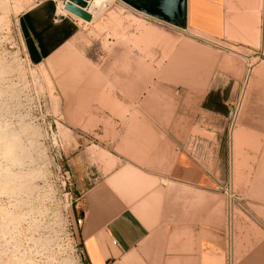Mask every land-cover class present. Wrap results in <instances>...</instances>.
Here are the masks:
<instances>
[{
  "label": "crops",
  "instance_id": "obj_1",
  "mask_svg": "<svg viewBox=\"0 0 264 264\" xmlns=\"http://www.w3.org/2000/svg\"><path fill=\"white\" fill-rule=\"evenodd\" d=\"M101 1L107 19L124 9L155 30L98 32L100 13L87 24L51 0L16 20L32 66L59 73L58 62L76 55L89 64L78 74L107 76L100 88L94 77L65 88L79 93L63 100L59 118L85 264H226L216 191L225 180L242 203L234 264H264V0H186V32ZM152 57L164 82L151 81ZM239 93L227 151L211 139L224 136ZM193 132L203 143L197 159L187 148Z\"/></svg>",
  "mask_w": 264,
  "mask_h": 264
},
{
  "label": "rangeland",
  "instance_id": "obj_2",
  "mask_svg": "<svg viewBox=\"0 0 264 264\" xmlns=\"http://www.w3.org/2000/svg\"><path fill=\"white\" fill-rule=\"evenodd\" d=\"M37 1L0 0V182L7 187L0 190V261L17 259L19 264H76L67 228L70 213L65 214L52 196L53 152L51 139L45 136V132L47 124L51 123L64 148L66 139L59 122L61 105L63 100L71 96L77 98L79 93L64 89L72 85L79 87L91 77L96 80V88H100L107 76L78 74L79 71L85 72L89 64L76 55L60 60V67L55 69L59 73L54 74H46L45 68L32 66L28 58L27 62L23 60L15 31L16 20ZM106 8L95 10L96 15L100 13L93 21L98 32L109 31L112 27L121 35L132 27L137 31L143 25L155 30L153 24L146 25L126 17L124 9H119L117 18L109 20ZM102 47L108 52L106 43ZM253 63L250 61L251 67ZM149 66L151 81L164 82L156 76L158 60L152 57ZM65 70L75 73L62 74ZM140 79L142 81V76ZM137 81L140 80L136 76ZM165 94L158 91V95ZM38 106L44 116L43 124L38 118ZM225 133L219 143L214 139L211 141L225 149ZM195 134L190 133L191 137ZM216 191L223 198L226 230L225 198L219 190ZM233 192L236 193L234 189ZM239 210H242V203L237 202L233 209L232 228L242 219ZM232 239L233 234L231 244ZM231 258H235L232 252Z\"/></svg>",
  "mask_w": 264,
  "mask_h": 264
},
{
  "label": "built area",
  "instance_id": "obj_3",
  "mask_svg": "<svg viewBox=\"0 0 264 264\" xmlns=\"http://www.w3.org/2000/svg\"><path fill=\"white\" fill-rule=\"evenodd\" d=\"M56 7L61 6L66 2V0H51ZM15 31L17 34L19 46L22 50V56L23 60L27 62V56L23 47V43L20 38L19 30L17 28V25H15ZM251 69V64L249 63V60H247L246 63V73L245 76L249 74V71ZM246 76V77H247ZM240 103H241V94L233 101L228 104V119H227V126L225 129V147L228 151V148H230L231 145V135L233 130L235 129L237 125L239 110H240ZM37 114L39 120H41V123L43 124L44 116L42 114L41 108L38 106L37 108ZM54 125V124H53ZM45 136L49 137L51 139V145H52V152H53V158L51 160V171L52 175L54 177L53 181V191L52 196L53 198H56V202L58 206L62 208V211L67 214L70 213L69 222L67 224V228L69 230V235L71 237L72 241V252L75 259L76 264H85V257L84 252L81 248L80 242H79V231L82 228L84 224V217L82 215L76 216L75 214L80 211V208L78 206V200L74 197L73 198V186H72V175L68 169V167L65 164L64 160V148L62 141L58 137L55 130L52 129V124H47V131L45 132ZM203 146L202 140L198 138H191L187 143L188 153L192 158L197 159L198 153L201 150ZM209 149L210 146H207ZM217 190H219L223 197L225 198V204H226V215L228 223L226 225L225 230V238H226V264H234L233 259L231 258V237H232V221H233V209L237 202H240L239 197L236 193L233 192V189L229 183L228 180H225L218 184ZM67 218V216H66Z\"/></svg>",
  "mask_w": 264,
  "mask_h": 264
},
{
  "label": "water",
  "instance_id": "obj_4",
  "mask_svg": "<svg viewBox=\"0 0 264 264\" xmlns=\"http://www.w3.org/2000/svg\"><path fill=\"white\" fill-rule=\"evenodd\" d=\"M91 0H66L62 10L89 24L92 16L86 11ZM123 6L151 21L185 32L186 0H116Z\"/></svg>",
  "mask_w": 264,
  "mask_h": 264
},
{
  "label": "bare ground",
  "instance_id": "obj_5",
  "mask_svg": "<svg viewBox=\"0 0 264 264\" xmlns=\"http://www.w3.org/2000/svg\"><path fill=\"white\" fill-rule=\"evenodd\" d=\"M59 9V10H62V8H61V6L59 5V6H57L56 7V9ZM98 9V8H100V10L103 8V2L101 1V0H91L89 3H88V6H87V9H86V11L88 12V13H90L91 14V16H92V18H94L95 17V15H96V13H95V9ZM57 9V10H58ZM63 11V10H62ZM93 11H94V13H93ZM64 12V11H63ZM139 15V14H138ZM186 32V31H185ZM249 63H250V61H249ZM9 148V147H8ZM7 187H6V184H3L2 182H0V190H4V189H6ZM11 221H13V220H11ZM1 232V231H0ZM20 260H17V259H8L7 261H4V262H2V261H0V264H16V263H18ZM19 264V263H18Z\"/></svg>",
  "mask_w": 264,
  "mask_h": 264
}]
</instances>
